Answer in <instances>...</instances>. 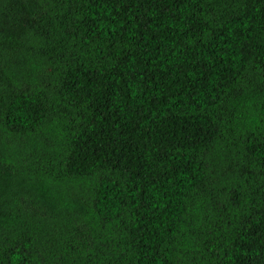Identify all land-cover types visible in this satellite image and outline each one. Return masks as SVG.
<instances>
[{
	"label": "trees",
	"instance_id": "1",
	"mask_svg": "<svg viewBox=\"0 0 264 264\" xmlns=\"http://www.w3.org/2000/svg\"><path fill=\"white\" fill-rule=\"evenodd\" d=\"M0 264H264V0H0Z\"/></svg>",
	"mask_w": 264,
	"mask_h": 264
}]
</instances>
